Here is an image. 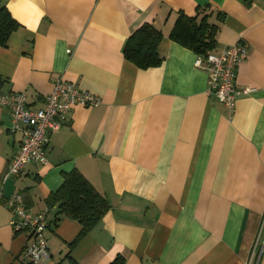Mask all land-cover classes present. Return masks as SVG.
Wrapping results in <instances>:
<instances>
[{
    "label": "crops",
    "instance_id": "crops-1",
    "mask_svg": "<svg viewBox=\"0 0 264 264\" xmlns=\"http://www.w3.org/2000/svg\"><path fill=\"white\" fill-rule=\"evenodd\" d=\"M19 23L0 46V92L44 105L55 79L101 97L77 105L49 135L47 163L2 182L21 135L0 106V264H23L28 242L11 226L6 199L47 210L49 256L37 264H264V0H4ZM209 7L219 53L240 43L232 115L207 92L198 54L171 40L180 12ZM217 13L220 16H217ZM145 22L163 37L161 63L142 69L123 47ZM79 171L110 208L77 239L80 224L54 222L47 197ZM71 244V245H70Z\"/></svg>",
    "mask_w": 264,
    "mask_h": 264
},
{
    "label": "built area",
    "instance_id": "built-area-1",
    "mask_svg": "<svg viewBox=\"0 0 264 264\" xmlns=\"http://www.w3.org/2000/svg\"><path fill=\"white\" fill-rule=\"evenodd\" d=\"M247 56L243 44L235 43L219 53L209 52L198 55L196 63L208 71L207 92L213 94L233 114L235 100L249 92L247 87H238L235 81L236 69ZM101 103V97L62 78L55 79L52 90L45 96L44 105L31 108L26 94L19 92H0V106L9 109L11 124L9 132L21 135L18 150L9 159L2 182L19 174L27 164H46L45 147L49 135L57 131L68 120V114L77 105L94 107ZM6 206L14 214L11 226L15 233H24L28 242L21 253L23 264H37L49 256L47 244V210L29 211L21 194L15 193L6 199ZM255 251L247 264H253Z\"/></svg>",
    "mask_w": 264,
    "mask_h": 264
},
{
    "label": "trees",
    "instance_id": "trees-1",
    "mask_svg": "<svg viewBox=\"0 0 264 264\" xmlns=\"http://www.w3.org/2000/svg\"><path fill=\"white\" fill-rule=\"evenodd\" d=\"M217 16L220 14L217 13ZM210 17L209 7H198L192 16L180 12L169 37L198 55L205 56L215 47L217 25L210 21ZM19 26L4 0H0V46L6 45L10 34ZM162 37V32L152 23H143L124 44L125 59L142 69L159 65L162 59L158 54V45ZM46 201L49 207H56L54 222L61 216H66L80 224L81 230L77 239L87 234L110 208L106 198L76 170L64 175L61 186ZM68 262L77 264L72 260ZM109 264H124V258L117 256Z\"/></svg>",
    "mask_w": 264,
    "mask_h": 264
}]
</instances>
